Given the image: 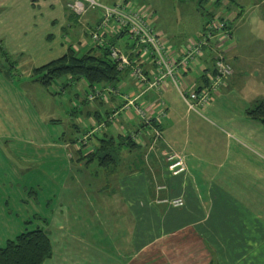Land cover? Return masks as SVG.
<instances>
[{
    "label": "crops",
    "instance_id": "crops-1",
    "mask_svg": "<svg viewBox=\"0 0 264 264\" xmlns=\"http://www.w3.org/2000/svg\"><path fill=\"white\" fill-rule=\"evenodd\" d=\"M97 1L101 2V0ZM115 1L121 0H114L112 3ZM30 3L29 6H32L29 9L34 16L20 23V27L26 30L28 26H35V21L45 23L44 12L55 11L56 17L53 16L50 21L52 24L58 23L60 29L46 36L48 42L56 40L59 32L63 30L73 29L77 32L75 34L77 36L78 30L84 31L83 27L89 30L101 18V11L91 14L93 10H89L83 16L74 15L68 8L66 0H31ZM232 4L234 7L240 5ZM262 5L264 0H257L253 7ZM218 7L221 8H216L217 13L212 12L213 15L227 20L235 12L234 9L223 8L224 4H219ZM152 19L154 27L162 35L172 55H177L184 45L195 42L199 38L197 33L194 37L176 39L163 28L156 27L157 17L154 16ZM206 20L207 17L202 23V29ZM229 31L228 39L221 38L216 43L214 38L210 40V45L220 46L217 50H222L225 61L233 67V74L222 80L218 91L212 93L210 103L197 112L188 111L186 107L184 109L181 106V102L183 103L181 93L190 89L199 90L209 85V77L214 73L211 65L213 56L211 48L204 49L203 56L183 74L180 81L182 91L170 84L162 87L161 90L144 89L131 78L128 72L116 86L100 85L90 88L84 80L79 79L83 86L90 90L85 91L84 96L80 98L83 106L80 115L86 118V121L82 123L85 124L84 133L88 137H83L81 145L74 140H69L64 145L71 147L79 159L80 156L89 154L95 145V138L105 133L113 136L128 135L136 148L129 153L125 150L120 152L121 160L113 171L112 178L120 192L125 190L131 206L146 208L141 214L147 213V225L144 231L134 229L132 241L128 242L131 245L122 246L121 231L115 238L116 245L108 246L102 240L100 232L86 234V231H80L74 222L72 224L77 231L69 226V207L59 199L56 204L54 202L52 218L33 215L34 219H39L38 226L34 229L45 230L52 245V253L43 264H255V262L264 264V137L258 140V153L232 151L230 142L229 144L226 142L222 149L218 147L216 149V137L219 134L205 117V114L209 112L213 115V111L218 108L215 103L228 94L231 86L239 84L242 78L239 71L235 69V61H233L238 59V43L232 41L231 27ZM261 37L264 42V35ZM105 38L131 58L142 60L148 73L152 72L153 67L149 61L141 57V53L133 48L132 43L126 40L124 35L107 34ZM77 39L81 46L80 51L91 45L83 41L84 37ZM68 48L69 46L65 47L62 54ZM17 52L23 55L25 51ZM248 69L253 70L250 72L253 73L251 78L257 79L258 82L261 80L264 84V64L257 63ZM244 84L245 82L243 86ZM96 90H102L101 95L90 101L87 98L88 95ZM262 101L264 98L253 97L252 106L245 109L246 116L252 121L258 120L250 118L247 112ZM203 118L206 121L201 120ZM146 119L149 120L148 123L145 122ZM244 123L252 125V122L247 120H244ZM226 124L229 131L240 135H244L247 129V124L240 125L232 121ZM155 132H159V136H155ZM206 147L208 150L203 151ZM209 147H213V150ZM172 155H177L185 161L187 167L185 172L170 176L168 158ZM129 156L130 161L126 165L132 171L128 170L126 174H130L129 182L131 183L124 189L123 184L126 179L122 174V159ZM139 156L142 157L141 161L137 160ZM137 177L141 179L139 183L141 187L136 186L134 182L137 181ZM89 187L90 185L86 183L82 188L84 193L87 192V199L82 201H85L88 207L89 202L91 203ZM156 187L161 189L156 190ZM60 188L63 192L64 190L70 192L73 186L60 184ZM98 191L105 193L98 202L100 210H103L105 214H107V207L112 212V201L119 207L123 205L124 195L122 193L118 195L113 190L107 191L106 183H100ZM156 195H161L162 201H158L159 199L155 198ZM176 196L185 199V206L181 210L167 205L166 199ZM83 198H85L84 194ZM107 199L111 201L108 203ZM71 203L70 201L69 205ZM7 206L8 203L5 201L0 203V235L10 231L11 214ZM113 213L119 216L118 221L122 223L120 208ZM50 221H52L51 225ZM34 229H26L18 233L15 238L23 232ZM1 237L0 247H3L7 241L13 240L9 235ZM162 238L169 239L168 244L173 245L149 246ZM142 239L145 240L143 245L139 244L143 243ZM251 255L257 256L253 258L255 261Z\"/></svg>",
    "mask_w": 264,
    "mask_h": 264
},
{
    "label": "rangeland",
    "instance_id": "rangeland-1",
    "mask_svg": "<svg viewBox=\"0 0 264 264\" xmlns=\"http://www.w3.org/2000/svg\"><path fill=\"white\" fill-rule=\"evenodd\" d=\"M30 1L0 0V203L7 202V209L11 214L10 231L2 234L14 239L18 233L36 228L39 219H34L33 215L52 218L54 202L56 204L60 199L69 207V226L74 230L77 231L74 226L76 225L80 231H86V234L100 232L102 240L108 246L116 245L115 238L122 231V246H129L131 244L128 242L132 241L134 229L144 231L146 228L147 213L141 214L146 208L131 206L125 190L120 192L115 185L112 178L114 172L100 167L97 161L85 160L86 162L83 163L84 160L77 159V154H74L71 147L64 145L69 140L77 141L81 145L83 137H88L84 133L85 124L82 123L86 121V118L80 115L83 110L80 98L84 96L85 91L90 90L86 89L79 79H72L69 76L58 79L49 87H44L32 75L33 68L60 56L67 46L75 52H80L81 46L77 38L84 37L83 41L89 43V31L91 32L92 27L89 30L83 27L84 31L78 30L77 36H75L77 32L73 29H66L68 34L63 30L59 32L55 41L52 39L53 42H48L46 36L60 29L58 23L52 24L50 21L53 16L56 17L55 11L44 12L45 23L35 21L36 25L31 24L32 26H28L27 30L20 27V23H24L23 20L26 21L34 16L29 9L32 6H29ZM113 1L101 0L106 5H111ZM128 1L148 12L151 18L157 17L156 27L163 28L176 39H187L196 36L197 33L200 36L207 12H216V8H221L218 7L219 4H224L223 8L228 10H235L227 23L232 28V41L238 43L239 60L233 61H235V69L239 71L242 78L239 84L231 86L228 94L215 103L218 108L213 111V115L209 112L205 114V117L219 134L216 137V149L217 147L222 149L226 142L228 144L230 142L232 151L258 153V140L264 137V124L249 119L245 109L252 106L253 97L264 98V84L261 80L258 82L257 79L251 78L253 73L250 72L253 70L248 69L257 63L264 64V42L261 40L263 39L261 36L264 35V5L254 8L253 5L257 0H203L200 4L199 0ZM232 3L240 5H236V8ZM98 12H100L99 9H94L91 14ZM217 39L218 36L214 42L218 43ZM90 46L88 45L86 49ZM22 50L25 51L23 55L17 52ZM229 66L232 71L231 77L233 67L230 64ZM243 82H245L244 86ZM181 106L185 109L182 102ZM183 107H181L182 110ZM201 120L206 121L204 118ZM244 120L252 122V125L244 123ZM230 121L238 122L240 125L247 124L245 134L240 135L229 131L226 123ZM203 136L207 137V135ZM209 149L213 150V147ZM205 150H208L207 147L203 148V151ZM138 159L141 161L142 157L139 156ZM184 164L183 172L187 168L185 161ZM128 170L131 168L124 163L122 167V174L126 179L123 184L124 189L131 183L129 182L130 174H126ZM136 180L134 181L136 186L141 187L139 184L141 179L137 177ZM86 183L90 185L89 207L85 201H82L87 199V192L82 191L83 184ZM100 183H106L107 191L113 190L118 195L120 193L124 195L121 207L112 201V212L108 207L107 214L100 210L98 202L105 194L104 191H98ZM60 184L72 185L73 189L70 192L65 190L63 192ZM160 189L156 187V190ZM155 198L162 201L161 195H156ZM175 198L178 196L168 197L167 205L177 210L183 209L185 199L180 197L183 204L173 205L172 201ZM70 201L72 203L69 205ZM110 201L111 199L108 203ZM119 208L122 212V223L118 221L119 216L113 213ZM27 220L30 222L26 223ZM3 235H0V238ZM168 240L162 238L149 246H172L173 244H168ZM144 243L145 240L139 244ZM251 257L253 259L257 256L251 255ZM258 263L255 262V264Z\"/></svg>",
    "mask_w": 264,
    "mask_h": 264
},
{
    "label": "built area",
    "instance_id": "built-area-1",
    "mask_svg": "<svg viewBox=\"0 0 264 264\" xmlns=\"http://www.w3.org/2000/svg\"><path fill=\"white\" fill-rule=\"evenodd\" d=\"M67 6L75 15L83 16L91 9H101V18L92 26L89 31L90 41L100 47H108L109 58L121 71L128 74L138 82L144 89L161 90L167 84L178 88L183 74L203 56L204 49L211 48V58L214 73L209 77V85L202 89H190L182 92V100L188 111L197 112L205 108L211 101L212 93H216L223 79L231 74V67L225 61L220 46L212 48L210 40L217 38L228 39L230 31L226 19L220 16H213L204 26L198 40L182 47L177 55H172L162 35L154 27V21L150 14L140 7L134 6L129 1H115L112 5H106L97 0H66ZM124 35L130 41L133 48L141 53V57L152 65L151 73L144 67L142 60L131 58L118 46L109 43L105 35ZM211 55V53H210ZM108 90V89H107ZM110 91V89H109ZM102 90H96L88 95L91 101L101 95ZM143 115V114H141ZM149 122V120H145ZM159 136V132H155ZM168 170L172 175H178L185 170L184 160L172 155L168 158ZM173 205H182V198L178 197L172 201Z\"/></svg>",
    "mask_w": 264,
    "mask_h": 264
},
{
    "label": "trees",
    "instance_id": "trees-1",
    "mask_svg": "<svg viewBox=\"0 0 264 264\" xmlns=\"http://www.w3.org/2000/svg\"><path fill=\"white\" fill-rule=\"evenodd\" d=\"M189 1L195 0H179V2ZM198 2L200 4L203 0ZM214 5H216V2ZM99 10L101 11V9ZM76 16L79 17V15ZM213 16L212 12H207L206 22ZM221 19H224V17H221ZM226 24L230 30L227 19ZM89 43H91V47L84 51L75 52L69 47L58 58L33 68L32 75L34 79L44 87H49L53 82L65 76L72 79H82L90 88L100 85L116 86L127 72L119 70L117 65L109 58L108 47L97 46L91 41ZM247 113L250 118L264 124V101L259 102ZM134 148L136 146L128 135L113 136L105 133L103 136L95 138V145L92 147L91 152L85 156H80V158L87 160V162L97 161L100 167L113 172L121 160L120 152L125 150L129 153L135 150ZM122 160L124 166V163L126 165L130 161V156ZM51 253L52 245L48 234L45 230L37 228L19 234L15 239L7 241L3 247H0V264H43Z\"/></svg>",
    "mask_w": 264,
    "mask_h": 264
}]
</instances>
